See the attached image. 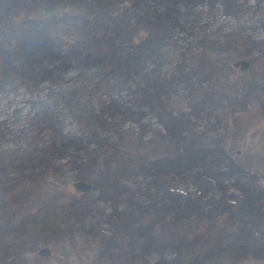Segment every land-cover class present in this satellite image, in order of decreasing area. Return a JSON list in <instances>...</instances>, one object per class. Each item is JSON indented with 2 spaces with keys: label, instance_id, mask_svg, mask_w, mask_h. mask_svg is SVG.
I'll list each match as a JSON object with an SVG mask.
<instances>
[{
  "label": "rangeland",
  "instance_id": "374dc122",
  "mask_svg": "<svg viewBox=\"0 0 264 264\" xmlns=\"http://www.w3.org/2000/svg\"><path fill=\"white\" fill-rule=\"evenodd\" d=\"M67 2L80 30L100 8L132 19V0ZM189 14L139 86L69 69L0 90V264H264V0H196Z\"/></svg>",
  "mask_w": 264,
  "mask_h": 264
},
{
  "label": "trees",
  "instance_id": "16d2710c",
  "mask_svg": "<svg viewBox=\"0 0 264 264\" xmlns=\"http://www.w3.org/2000/svg\"><path fill=\"white\" fill-rule=\"evenodd\" d=\"M60 1L0 0V90L19 86L29 90L44 81L48 85L58 84L64 81L69 69L79 74L88 70L99 72L102 80L113 85L127 80L134 82L146 62L159 60L163 36L182 28L186 21L190 23L189 9L196 0H143L141 6L136 5L141 0H132L133 7L122 13L124 20L132 16L125 25L119 24V15L96 9L86 14L87 25L82 30L84 17L66 12ZM102 1L68 0L67 3L79 2L85 7L84 3L90 6ZM18 11L25 14L24 18L10 20V14H19ZM139 28H147L146 39L132 36ZM134 85L139 86L136 82ZM248 87L251 88L249 84ZM152 89L147 90L146 96ZM150 102L147 98L145 103ZM71 142L64 149L68 155L78 147L77 141ZM23 159L42 166L40 156ZM4 168H0V174ZM242 206L250 209V203L244 202Z\"/></svg>",
  "mask_w": 264,
  "mask_h": 264
},
{
  "label": "water",
  "instance_id": "95a60500",
  "mask_svg": "<svg viewBox=\"0 0 264 264\" xmlns=\"http://www.w3.org/2000/svg\"><path fill=\"white\" fill-rule=\"evenodd\" d=\"M232 66L238 67L239 69L243 70V69L247 68L248 62L246 60H243V59H237L234 62H232ZM72 186L74 187L75 190L81 191V192H84V191L88 190V188H89V185L82 180L75 181L72 184ZM37 253L40 255H44V254L47 255L48 251L45 248H41L37 251Z\"/></svg>",
  "mask_w": 264,
  "mask_h": 264
},
{
  "label": "bare ground",
  "instance_id": "6f19581e",
  "mask_svg": "<svg viewBox=\"0 0 264 264\" xmlns=\"http://www.w3.org/2000/svg\"><path fill=\"white\" fill-rule=\"evenodd\" d=\"M239 59H242V58H239ZM237 60V59H236ZM243 60H245V59H243ZM235 61V60H234ZM234 61H232V62H234ZM247 61V60H246ZM232 62H231V66H232ZM248 62V61H247ZM233 68H236V69H238L239 71H243V70H245V69H247V68H245V69H243V70H241V69H239L238 67H234V66H232ZM248 67V66H247ZM88 185H89V187L91 186V184L89 183V182H86Z\"/></svg>",
  "mask_w": 264,
  "mask_h": 264
}]
</instances>
